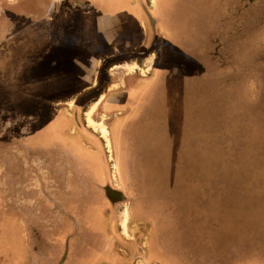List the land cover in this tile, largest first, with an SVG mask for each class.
I'll return each instance as SVG.
<instances>
[{
	"label": "rangeland",
	"instance_id": "1",
	"mask_svg": "<svg viewBox=\"0 0 264 264\" xmlns=\"http://www.w3.org/2000/svg\"><path fill=\"white\" fill-rule=\"evenodd\" d=\"M134 1L107 0L106 12L125 16L127 13L135 21L139 19L133 28L139 34L138 40L121 46L108 39L107 48L111 50L108 54L112 57L107 63H70L67 52L56 50L50 54L47 51L56 41L58 31L59 37L66 40L67 32L63 29L69 21L54 20L58 15L52 16V13L63 14L67 4L44 3L39 12H47L51 18L40 21L34 16L30 19L14 12L9 14L11 32L0 43L3 49L0 60L33 61L52 58L55 54L59 63H0V156L8 164L7 161L18 162V158L26 155L34 165L38 153L32 139H47L59 131L60 125L55 124L57 131L35 137L62 107L78 113L85 127L87 124L100 134L105 140L101 138V144L110 164L113 162L111 135L106 125L122 124L126 129L130 124H140V131L133 133L132 141L139 146L166 126L171 125L178 131L183 128V154L188 155H195V147L202 149V139L218 140L226 146L222 149L231 160V175L234 172L230 187H235L237 194L236 221L233 226L222 220L216 228L205 227L201 226L205 222L197 224L193 213L192 220L184 222L189 226L168 229L171 263L165 261V264H264V207L260 206L262 201L264 204V0H197L198 12L192 3L183 10L176 5L168 7L160 0H136L139 3L136 8ZM228 13L235 14V27L232 25L229 31L227 26L221 28L217 20L218 16ZM212 14L214 20H202ZM76 22L80 29L76 38L92 42L95 31L92 21L77 19ZM197 30L211 35L204 34L203 41L202 36L197 37ZM22 38L25 42L18 47ZM92 47L94 52L89 54L95 58L100 51ZM121 49L122 58L119 57ZM120 59L125 61L117 63ZM171 77L177 81L174 95L167 94L166 81ZM131 112L139 115L131 119ZM99 124L107 130V139ZM198 138L201 140L197 141ZM115 147L117 151L116 144ZM20 150L28 152L21 154ZM39 155L44 157L48 152L44 150ZM119 159L117 154L111 173L118 172ZM28 181L27 186H35L36 177L33 175ZM226 183L223 177L214 180V186L222 187L221 191L228 187ZM2 187L0 264H34V260L26 259L35 252L36 243L31 241L81 232L75 227H57L67 217L56 219L57 214L49 203L41 211L35 188L22 189L18 184L11 191H4ZM223 201L230 202L221 200V205ZM122 207L119 206L121 211L117 213L121 232L132 239L129 213L127 209L122 211ZM6 220L15 225H20L17 221L22 220L24 225L51 226L5 228ZM148 231V228L137 231L143 241L139 245L142 255L122 264H163L160 257L149 259L143 238ZM6 232L11 238L4 244ZM84 233L92 237V233ZM20 235L22 238H15ZM15 241L27 247L24 255L16 252L15 247L19 245ZM47 246L39 244L43 249ZM41 262L46 264V259Z\"/></svg>",
	"mask_w": 264,
	"mask_h": 264
},
{
	"label": "crops",
	"instance_id": "2",
	"mask_svg": "<svg viewBox=\"0 0 264 264\" xmlns=\"http://www.w3.org/2000/svg\"><path fill=\"white\" fill-rule=\"evenodd\" d=\"M160 1L168 7L176 5L183 10L188 3H192L195 4V9L198 12L199 3L197 0ZM110 13L112 12L92 14L93 18L89 19L95 30L93 34L91 33L92 35L89 34L92 42L87 39L83 41L78 37L74 40V46L71 45L68 48L70 53H83V57H77L74 63H98L99 61V63H107L109 57H112V54L110 56L108 54L111 52L107 48L108 39L121 46L125 42L132 43L133 40H138L139 34L136 29L133 31V28L134 23L139 24V19L135 21V18L132 19L127 13V16L124 13L122 15ZM234 15L228 13L218 16L220 27L227 26L228 31L232 25L235 27ZM213 16L215 15L204 17L202 20L208 18L214 20ZM204 34H206L205 31H196L197 37L198 35L202 36V40ZM206 35L211 34L207 33ZM82 41L83 46L81 45ZM88 42L95 46V50L99 49V56L92 58L88 55L86 46ZM92 52L94 49L89 50V53ZM119 52V57L122 58L124 52L122 49ZM120 61L122 63L125 60L120 59L116 62ZM135 63L138 65V62ZM176 83V79L172 77L166 81L167 94H176ZM138 115L139 112L135 114L131 112V119ZM79 116L77 113L60 109L36 132V135L51 134L56 129L55 124H59L60 126L57 128L59 131L49 135L48 141L54 142V145H58L60 148H66L67 171H64L65 165L63 166L62 158L59 159L58 164V173L61 171L66 173L65 176L59 174L61 177H58V186L64 190L61 195H58L59 200L61 196L63 205L58 206L56 211L65 212L68 220L67 218L63 219L62 224L57 227L78 226L85 232L92 233V237L78 248L73 246V237L70 235L52 236L49 240L45 239L44 241H31L36 243L35 252L34 255L27 256V260H34V264H44L41 261L46 259V264H56L65 246L67 254L62 264H72L73 261L76 262L75 264H122L124 260L142 255L139 245L143 241L142 237L137 235V231L148 228L149 231L143 238L147 242L149 259L160 257L161 262L165 264V261L171 263L169 260L170 251L167 247L171 242V234L168 229L189 226L184 222L192 220L193 213L197 224L205 222L201 226L216 228L219 226L217 222L222 220H227L229 225L233 226L236 221L237 205L234 204V199L237 194L235 187H230V180L234 181V172L231 175V160L222 149L226 146L221 145L220 141L202 139V149L195 147V155H188L183 154V128L178 131L174 130L175 128L171 125L166 126L147 143L139 146L137 142L132 143V141L133 133L138 134L140 131V124H130V127L127 126L126 129L122 124L106 125L111 135L113 162L110 164L101 144L102 137L87 124L85 127ZM67 129L73 130L67 133ZM129 131H131V135L128 134ZM199 140L201 139L198 138L197 141ZM117 154L120 159L116 162L118 172L114 174L110 172V168L115 162ZM233 167L235 168V164ZM222 177L227 179L228 187L221 191L222 187L214 186V180L219 181ZM40 190L41 187L37 185L36 201L37 205L41 206L40 210L43 211L45 210L44 204L51 202H43V199L40 198ZM111 199L114 203L116 202L113 207L110 203ZM226 199L231 202V205L230 202L224 201L221 205V200ZM241 205L240 203L239 207ZM119 206H125V208L122 207V211L128 210V226L133 229L132 239L126 238L121 232L120 221L117 219V213L121 211ZM260 206L264 207L263 201ZM111 210L115 213L114 217L108 214ZM53 211L55 210L53 209ZM239 216L242 217L240 214ZM220 217L222 219H219ZM182 221L183 224L180 223ZM17 222L20 225L7 222L4 227L51 226L47 224L33 225V223L24 225L22 220ZM177 222L179 223L176 226ZM52 226L56 225L52 224ZM10 238L11 236L6 232L3 237L4 244L9 243ZM15 238L22 237L20 235ZM15 243L19 245L15 247L16 252L23 254L27 247L22 242L15 241ZM43 243L48 245L46 249L39 247V244Z\"/></svg>",
	"mask_w": 264,
	"mask_h": 264
},
{
	"label": "flooded vegetation",
	"instance_id": "3",
	"mask_svg": "<svg viewBox=\"0 0 264 264\" xmlns=\"http://www.w3.org/2000/svg\"><path fill=\"white\" fill-rule=\"evenodd\" d=\"M138 1L136 0L134 1L133 3L134 7L136 6L138 7V4H139ZM48 2L51 3V6L57 3H62V2L67 4V8H66L67 11H64L63 14L59 12L57 13L54 12L52 13V16L58 15V17L54 18V20H58L62 18V20L65 19L69 22H68L67 28L63 29V30H66L67 32L66 40L63 38L61 39L59 37L60 32L58 31L57 33L58 37L56 41L51 43L47 47V51L50 50L49 51L50 54H52V52L56 50L65 51L68 53L67 57L70 63H74V60L77 59V57L79 58L83 57L82 55L83 53L79 54V53L68 52L69 51L68 48L71 45L72 47L74 46V40L77 37V32H80V31H77L80 29H78L77 27L76 20L84 19V21H87L88 19L92 17V14L106 13L107 0H49V1L48 0H0V43H4L7 40V37L9 36L11 32L9 28L11 25V23H9L10 21L9 14L14 12L15 15L16 14L21 15V16L24 15L26 18H30V19H32L33 18L32 16H34L35 19H37L38 21L42 20V18L43 19L51 18V17H48L49 14H47V12H39V9L43 8L44 3L48 4ZM58 30H59V27H58ZM22 31L23 30H21V32ZM23 42L25 41L22 38L20 42L17 43L18 47L19 46L21 47ZM81 45L82 46L84 45L83 41ZM86 46H87L88 54H89V50L91 49L92 45L88 43V45ZM92 48H95V47L93 46ZM19 49L20 48H17L16 51H19ZM2 50L3 49H0V52ZM8 52H5L4 56H7ZM54 55H52V58L47 57L45 59L41 58V59H36L33 61L32 60L31 61H28V60L18 61L17 60V61L12 62L9 60H0V63H59V61L55 59ZM61 109L68 111L67 107H62ZM54 114H56V112ZM80 117L81 116H79V118ZM70 130L72 129H67L68 131L67 133H69ZM35 137L37 138L41 136L35 135ZM48 138L42 139L39 141L37 140L34 141V139H32V141L35 143L34 146H36V148L34 149L38 153V156L36 157V161H34V165L32 163L33 161H31L32 159L29 160L28 158H26V155L21 156V158H18L17 159L18 162H11L10 160L7 161L8 164H6V162L2 160L3 159L2 156H0V186H3L1 190L8 191L9 189V191H11V189H14V187L19 184L22 189L23 187H26V188L29 187L31 189L35 188L34 190L36 192V187L37 185H39L41 187L40 198L43 199V202H46V203L47 201H50L51 202L50 204L52 205L53 209L55 210V213L57 214L56 219L57 218L61 219L62 217L64 218L66 216V213L56 211L58 206L63 205L61 201V196L59 200L58 195H61L62 191H64L58 186L59 185L58 177L59 176L61 177V175L59 174H63L64 176L66 175L65 172L67 171V168H66L67 154H66V148H60V146L54 145L55 144L54 142L50 143V141H48ZM31 148L33 149V147ZM24 149L28 150L27 147H25ZM44 150L48 152V155L41 157L39 154H41ZM19 152H21V154H25L28 151L20 150ZM60 158L63 159V166L65 165V168H64L65 172L61 171V173H58L59 171L58 164H59ZM12 164H15V165L12 166ZM33 175L36 177L35 186H32V185L27 186L29 182L28 179H31ZM49 196H51V198H49ZM110 203L113 207V205L116 202L114 203V201L111 199ZM108 214L114 217L115 213L114 211L111 210V212ZM73 227L77 229H81V232H79L78 234L70 235L73 237V241H74L73 246L75 248L76 247L78 248L83 243L87 242V239H91V237L89 236L87 237V234L84 233L85 231L83 228L78 227V226H73ZM66 254H67V250L64 246L61 252V256L56 261V264H62L66 257ZM75 263H76L75 261L72 262V264H75Z\"/></svg>",
	"mask_w": 264,
	"mask_h": 264
},
{
	"label": "bare ground",
	"instance_id": "4",
	"mask_svg": "<svg viewBox=\"0 0 264 264\" xmlns=\"http://www.w3.org/2000/svg\"><path fill=\"white\" fill-rule=\"evenodd\" d=\"M90 113V111H89ZM89 122L94 124V122L91 120V118H89ZM100 125V128H101V131L103 132V135L106 137L107 139V130L105 129V127L102 125V124H99ZM125 230V229H124Z\"/></svg>",
	"mask_w": 264,
	"mask_h": 264
}]
</instances>
